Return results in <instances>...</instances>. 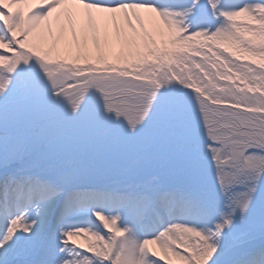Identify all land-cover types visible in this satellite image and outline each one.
Here are the masks:
<instances>
[{"label": "snow or ice", "instance_id": "snow-or-ice-1", "mask_svg": "<svg viewBox=\"0 0 264 264\" xmlns=\"http://www.w3.org/2000/svg\"><path fill=\"white\" fill-rule=\"evenodd\" d=\"M0 264H264V0H0Z\"/></svg>", "mask_w": 264, "mask_h": 264}, {"label": "bare ground", "instance_id": "bare-ground-1", "mask_svg": "<svg viewBox=\"0 0 264 264\" xmlns=\"http://www.w3.org/2000/svg\"><path fill=\"white\" fill-rule=\"evenodd\" d=\"M27 10V9H26Z\"/></svg>", "mask_w": 264, "mask_h": 264}]
</instances>
